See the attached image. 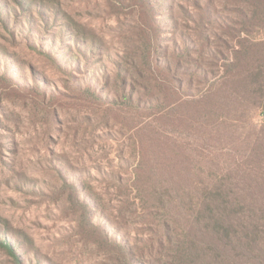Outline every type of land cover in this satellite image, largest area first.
I'll return each mask as SVG.
<instances>
[{
  "label": "rangeland",
  "instance_id": "obj_1",
  "mask_svg": "<svg viewBox=\"0 0 264 264\" xmlns=\"http://www.w3.org/2000/svg\"><path fill=\"white\" fill-rule=\"evenodd\" d=\"M246 12L0 0V264H170L163 187L230 166L264 125Z\"/></svg>",
  "mask_w": 264,
  "mask_h": 264
},
{
  "label": "trees",
  "instance_id": "obj_2",
  "mask_svg": "<svg viewBox=\"0 0 264 264\" xmlns=\"http://www.w3.org/2000/svg\"><path fill=\"white\" fill-rule=\"evenodd\" d=\"M244 2L248 7L245 19L259 34L264 33V0ZM249 32L244 31L248 46L264 59V37H253ZM243 46L240 44L234 52V66L238 65ZM171 70L162 66L163 82L171 84ZM249 77L255 83L258 80L259 103L255 108L264 113V74L248 73L245 79ZM251 131L253 137L247 145L233 149L230 166L203 170L194 187L178 183L181 195L175 194L170 185L163 187L159 238L171 248L166 255L168 263L264 264V125H253ZM157 243L161 247L159 240Z\"/></svg>",
  "mask_w": 264,
  "mask_h": 264
}]
</instances>
